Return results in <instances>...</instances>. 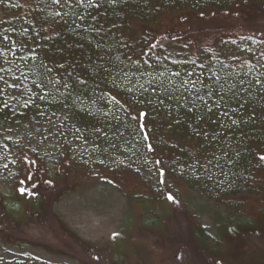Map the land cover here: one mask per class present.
I'll use <instances>...</instances> for the list:
<instances>
[{"label":"trees","instance_id":"trees-1","mask_svg":"<svg viewBox=\"0 0 264 264\" xmlns=\"http://www.w3.org/2000/svg\"><path fill=\"white\" fill-rule=\"evenodd\" d=\"M260 13L264 0H98L91 8L75 0L66 6L0 0V46L21 57L34 81L32 99L2 109L0 118L61 109L80 128L120 129L138 135L146 149L151 145L162 186L117 174L115 184L129 200L123 226L114 242L76 240L80 253H104L111 264H166L177 250L167 241L179 220L197 247L215 256L223 252L219 240L264 226V38L225 24L207 29L220 19L234 26L237 17ZM186 19L205 31L186 30ZM141 112L147 113L142 120ZM20 158L10 194L0 193V242L23 248L25 231L46 221L75 237L53 211L78 187L82 166ZM192 193L233 212L231 218L217 213L216 236L200 223Z\"/></svg>","mask_w":264,"mask_h":264},{"label":"rangeland","instance_id":"rangeland-1","mask_svg":"<svg viewBox=\"0 0 264 264\" xmlns=\"http://www.w3.org/2000/svg\"><path fill=\"white\" fill-rule=\"evenodd\" d=\"M239 24L220 19L208 24L207 29L236 28L241 33L264 38V13L252 17H237ZM242 20V21H241ZM186 30L203 32L205 29L191 19L183 21ZM217 28V29H216ZM207 32V31H206ZM183 37L175 34L172 39ZM21 57L0 46V111L14 110L32 99L33 79L20 61ZM161 109V103H158ZM151 112V110H150ZM14 114L6 120L0 118V193L9 195L18 162L23 156L41 158L45 165L57 162L77 163L82 166V177L72 192L60 197L54 206L58 223L75 234L65 238L56 223L34 225L25 231L27 243L23 248L0 242V264H111L107 255L85 251L75 246L76 240L92 244L115 241L114 234L123 226L129 212V200L115 184L114 177L121 172H132L139 181L153 189H160L161 180L148 149L140 144L138 135L120 129L113 133L104 126H76L64 110L54 112L23 113L20 119ZM118 129V128H117ZM69 161V162H68ZM170 193L179 199L176 191L164 183ZM189 203L201 211L199 221L212 234L217 235V213L222 218L234 214L219 203L201 194L192 193ZM219 256L209 254L205 246L198 248L186 222L177 221L167 242L175 245L176 252L165 260L166 264H264V226L232 241L219 240ZM167 245V243H165ZM205 248V249H204ZM216 248V249H218ZM219 250V249H218Z\"/></svg>","mask_w":264,"mask_h":264},{"label":"snow or ice","instance_id":"snow-or-ice-1","mask_svg":"<svg viewBox=\"0 0 264 264\" xmlns=\"http://www.w3.org/2000/svg\"><path fill=\"white\" fill-rule=\"evenodd\" d=\"M52 3L53 4H56V5H62V6H66L68 4H71L73 3V0H52ZM75 3L77 5H84L86 3L87 7L91 8L93 6H98V0H75ZM56 15L57 16H60V12H56ZM49 72H51V68H48L47 69ZM174 75H177L179 76V73H175ZM189 76H192L193 73L189 72L188 73ZM189 81H184L183 83H188ZM259 82V81H258ZM57 83H59V81H57ZM81 84L84 83L83 80L80 81ZM193 84H195V81H192ZM64 87H67V84L64 85ZM212 94V91L209 92V95ZM42 98V97H41ZM202 99V97H201ZM222 99V97H221ZM191 109H189L190 111ZM212 109L209 107V111H211ZM147 115V113L145 112H141L139 113V118L142 120L145 116ZM132 119H137V117H132ZM233 123H235V121H233ZM141 128H143V124L140 125ZM145 139H147V136L145 137ZM149 147V150H151V145L148 146ZM261 160H264V156H261L260 157ZM168 200L169 201H173L174 202V197L172 195H169L168 196ZM115 238V234H114V237Z\"/></svg>","mask_w":264,"mask_h":264}]
</instances>
